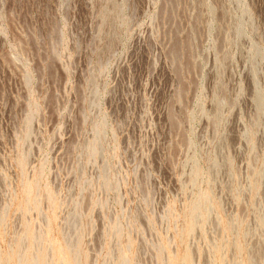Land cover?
I'll use <instances>...</instances> for the list:
<instances>
[{"label":"rangeland","instance_id":"obj_1","mask_svg":"<svg viewBox=\"0 0 264 264\" xmlns=\"http://www.w3.org/2000/svg\"><path fill=\"white\" fill-rule=\"evenodd\" d=\"M0 264H264V0H0Z\"/></svg>","mask_w":264,"mask_h":264},{"label":"bare ground","instance_id":"obj_2","mask_svg":"<svg viewBox=\"0 0 264 264\" xmlns=\"http://www.w3.org/2000/svg\"><path fill=\"white\" fill-rule=\"evenodd\" d=\"M179 43L175 42L172 49H171V56L174 60H177L179 58Z\"/></svg>","mask_w":264,"mask_h":264}]
</instances>
